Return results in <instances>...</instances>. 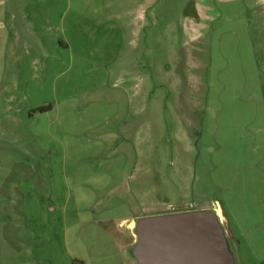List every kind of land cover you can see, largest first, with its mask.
Instances as JSON below:
<instances>
[{
    "label": "rangeland",
    "instance_id": "rangeland-1",
    "mask_svg": "<svg viewBox=\"0 0 264 264\" xmlns=\"http://www.w3.org/2000/svg\"><path fill=\"white\" fill-rule=\"evenodd\" d=\"M195 209L264 264V0H0V264H136Z\"/></svg>",
    "mask_w": 264,
    "mask_h": 264
},
{
    "label": "water",
    "instance_id": "water-1",
    "mask_svg": "<svg viewBox=\"0 0 264 264\" xmlns=\"http://www.w3.org/2000/svg\"><path fill=\"white\" fill-rule=\"evenodd\" d=\"M136 232L139 264H230L212 209L144 216L137 221Z\"/></svg>",
    "mask_w": 264,
    "mask_h": 264
},
{
    "label": "flooded vegetation",
    "instance_id": "flooded-vegetation-1",
    "mask_svg": "<svg viewBox=\"0 0 264 264\" xmlns=\"http://www.w3.org/2000/svg\"><path fill=\"white\" fill-rule=\"evenodd\" d=\"M139 220V219H138ZM135 229H136V227H135ZM136 234H137V232H136ZM132 241H134V240H132ZM137 243H138V240H137V238H136V243H133V245H132V250L134 249V252H133V255L135 256V258H136V264H139V259H138V256H137V253H136V246H137Z\"/></svg>",
    "mask_w": 264,
    "mask_h": 264
},
{
    "label": "crops",
    "instance_id": "crops-1",
    "mask_svg": "<svg viewBox=\"0 0 264 264\" xmlns=\"http://www.w3.org/2000/svg\"><path fill=\"white\" fill-rule=\"evenodd\" d=\"M223 214V213H222ZM223 216H224V214H223Z\"/></svg>",
    "mask_w": 264,
    "mask_h": 264
}]
</instances>
